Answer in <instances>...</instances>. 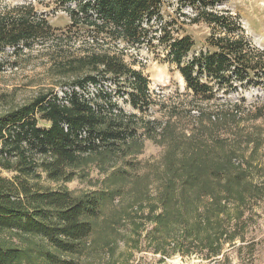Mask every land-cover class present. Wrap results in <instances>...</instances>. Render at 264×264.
<instances>
[{"label":"trees","instance_id":"obj_1","mask_svg":"<svg viewBox=\"0 0 264 264\" xmlns=\"http://www.w3.org/2000/svg\"><path fill=\"white\" fill-rule=\"evenodd\" d=\"M94 1L97 16L89 14L91 2L80 3L69 12L70 31L83 29L101 47L78 56L63 55L66 71L79 74L65 91L68 103L51 91L0 115V233L9 230L43 239L58 252L38 249L48 264H77L61 255L83 251L107 191L77 196L67 188L45 187L43 176L53 182L72 181L81 174L75 168L87 157L117 159L137 144L141 128L152 134L162 127L143 113L126 112L107 90H98L94 98L81 93L107 78L114 87L118 85L116 93L127 92L134 109L147 111L151 106L149 79L133 67L140 61L131 65L125 60L130 47L145 44L153 51L163 49L192 91V99L212 102L218 99V92L229 96L231 92L244 93L251 86H264V50L254 46L238 14L219 10L227 0ZM172 6H176L173 14L168 11ZM182 7H190L193 15L182 19L177 13ZM197 23L213 30L200 49L185 28ZM57 34L32 5L0 14V51L7 46L13 50L31 47L32 41H46ZM105 40L117 44V52L103 49ZM256 108L257 117L264 118V106ZM212 135L211 139L195 138L180 156L171 150L166 162L159 192L164 210L157 215V230L174 224L173 240L179 249L188 239L206 247L210 240L199 241L200 228L209 225L211 215L221 214L230 198L245 201L264 192L251 181L253 167L264 171V162L252 159L261 136L244 128L234 139ZM236 141L251 148L244 165L236 163V155L244 151L236 147ZM4 171L11 175H3ZM205 196L211 198L207 211L212 213L207 215L200 212ZM192 215L196 229L189 224ZM30 256L25 248L0 243V264H18Z\"/></svg>","mask_w":264,"mask_h":264},{"label":"rangeland","instance_id":"obj_2","mask_svg":"<svg viewBox=\"0 0 264 264\" xmlns=\"http://www.w3.org/2000/svg\"><path fill=\"white\" fill-rule=\"evenodd\" d=\"M85 2L92 3L89 14L97 16L94 0H0V14L32 5L37 15L45 17L58 33L46 41H32L31 47L23 45L13 50L12 46H7L0 51V115L31 102L41 93L52 91L61 96L70 89L68 84L79 74L66 71L62 62L64 56H78L93 47H101L91 36H86L83 29H69V12ZM175 8L169 7L168 11L173 14ZM227 9L240 16L254 46L264 50V0H227L219 10ZM177 13L182 19L193 15L190 7H182ZM185 28L194 38L196 49L204 47L206 37L213 32L204 23L186 24ZM103 45V49L117 52V44L105 40ZM119 46L124 47L122 43ZM125 60L131 65L133 61H140L133 67L141 69L149 79V109L144 112L134 109L127 92L116 93L118 85L114 87L107 78L96 89L112 93V100L126 112L143 113L147 118L156 119L162 127L152 134L144 133L141 128L140 140L127 155L112 161L87 157L75 168V171L81 170V174L72 181L53 182L43 176L41 183L45 187L67 188L77 196L107 191L83 251L61 256L72 258L77 264H264V192L259 198L245 201L232 197L221 214L211 215L209 225H202L198 233L200 242L210 240L206 247L188 239L179 249L178 244L174 245V224L157 230V215L164 210L159 192L171 150L180 156L190 149L195 138L211 139L212 134H220L234 139L244 128L261 136L259 150L252 159L264 162V118H258L256 112V107L264 106V86H251L244 93L231 92L229 96L218 92V99L203 102L192 99V91L163 49L153 51L145 44L132 46ZM96 89L89 85L81 93L86 98H94ZM236 103L239 106L234 108ZM235 144L244 150L236 155V163L244 165L251 148L239 146V141ZM251 173V181L264 188V171L253 167ZM2 174L11 175L6 171ZM210 200L209 196L203 198L201 214L212 213L207 211ZM191 220L189 224L196 229L194 215ZM0 243L27 249L31 256L24 257L18 264H48L39 256L38 249L53 250L37 236L9 230L0 233Z\"/></svg>","mask_w":264,"mask_h":264},{"label":"built area","instance_id":"obj_3","mask_svg":"<svg viewBox=\"0 0 264 264\" xmlns=\"http://www.w3.org/2000/svg\"><path fill=\"white\" fill-rule=\"evenodd\" d=\"M92 86V85H91ZM93 88H95L96 89V86L94 85V86H92ZM97 90V89H96ZM97 92H98V90H97ZM62 95L61 96H59V98L61 99V100H63L62 102H64V103H68V100H67V98H66V95H65V92L64 93H61Z\"/></svg>","mask_w":264,"mask_h":264}]
</instances>
